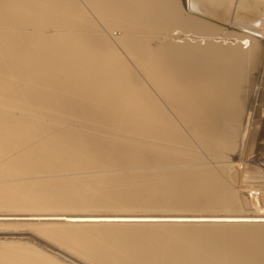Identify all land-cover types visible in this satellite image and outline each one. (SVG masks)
<instances>
[{
    "label": "bare ground",
    "instance_id": "6f19581e",
    "mask_svg": "<svg viewBox=\"0 0 264 264\" xmlns=\"http://www.w3.org/2000/svg\"><path fill=\"white\" fill-rule=\"evenodd\" d=\"M263 187L264 0H0V264H264Z\"/></svg>",
    "mask_w": 264,
    "mask_h": 264
},
{
    "label": "rangeland",
    "instance_id": "374dc122",
    "mask_svg": "<svg viewBox=\"0 0 264 264\" xmlns=\"http://www.w3.org/2000/svg\"><path fill=\"white\" fill-rule=\"evenodd\" d=\"M254 163L255 162H253V163L251 162V163H249L250 165H242V166L241 165H236L240 169V171L243 172L242 175L240 173V176L238 178V182H242L243 183L247 179V178H245V172L246 171L256 170L255 168H252L251 167V166L254 165ZM241 167H242V169H241ZM258 167L259 166H256L257 169H260V170L262 169L261 167L260 168H258ZM242 176H243V178H242ZM239 179H240V181H239ZM263 190H264V187L260 189L259 193L262 196V198L264 199V192H263ZM33 239H34V241H37V238H33Z\"/></svg>",
    "mask_w": 264,
    "mask_h": 264
}]
</instances>
